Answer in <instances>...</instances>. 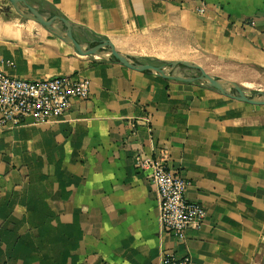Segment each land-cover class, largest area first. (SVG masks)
<instances>
[{
    "label": "crops",
    "instance_id": "0c3cea01",
    "mask_svg": "<svg viewBox=\"0 0 264 264\" xmlns=\"http://www.w3.org/2000/svg\"><path fill=\"white\" fill-rule=\"evenodd\" d=\"M24 1L68 20L82 45L105 38L128 52L145 32L176 43L181 34L188 46L178 52L201 67L223 62L217 77L264 90V0ZM0 71L86 78L90 90L56 120L0 119V264H161L166 253L188 264H264V104L79 55L8 0ZM137 156L164 157L186 198L204 207L184 239L160 228L158 194Z\"/></svg>",
    "mask_w": 264,
    "mask_h": 264
},
{
    "label": "built area",
    "instance_id": "2783aa9c",
    "mask_svg": "<svg viewBox=\"0 0 264 264\" xmlns=\"http://www.w3.org/2000/svg\"><path fill=\"white\" fill-rule=\"evenodd\" d=\"M197 12L203 14V8H198ZM89 94L86 78L58 75L27 80L0 71V119L12 124L27 117L36 123L56 120L69 110L75 99L85 100ZM134 165L144 171L157 191L158 221L163 231L182 240L188 227L202 223L204 207L186 198V181L167 167L164 157L137 156ZM188 263V256L176 257L172 253H166L161 261V264Z\"/></svg>",
    "mask_w": 264,
    "mask_h": 264
},
{
    "label": "water",
    "instance_id": "95a60500",
    "mask_svg": "<svg viewBox=\"0 0 264 264\" xmlns=\"http://www.w3.org/2000/svg\"><path fill=\"white\" fill-rule=\"evenodd\" d=\"M8 2L18 15L37 22L49 32L64 40L68 45H70L73 51L79 55L109 53L107 60L118 63L134 71L144 72L176 81L200 82L215 90L217 93L229 98L250 104H264V90H252L249 95L233 81L217 76L212 77L194 61L171 60L168 61L165 66L155 65L152 63H142L136 60L133 56L118 51L114 45L105 38L90 40L86 43V45H82L72 34L71 24L68 20L55 14L44 16L37 9L27 4L24 0H8ZM56 23H61V31H57L53 27ZM177 67L195 70L197 74L191 77L173 75L172 72ZM226 87H228L227 90L225 89Z\"/></svg>",
    "mask_w": 264,
    "mask_h": 264
},
{
    "label": "rangeland",
    "instance_id": "374dc122",
    "mask_svg": "<svg viewBox=\"0 0 264 264\" xmlns=\"http://www.w3.org/2000/svg\"><path fill=\"white\" fill-rule=\"evenodd\" d=\"M18 15V14H17ZM185 42L183 44H180L181 41ZM177 38L172 35V33H164L163 30H154L150 32H145L143 34L138 35L137 37H134L132 41V48L128 52H123L124 54L133 56L136 60L142 63H152L155 65L165 66L168 61L171 60H187V61H193L192 60V52H180L177 51V47H185L188 46L187 44V38L182 36L180 34V41L179 43H176ZM180 57V59H177ZM198 62H201L202 64H205V67H202L206 73L211 75L212 77L218 76L217 73H224L225 69L223 66V62L216 61L212 63V67L209 68V60H200ZM180 71H182L183 76L188 74V77H191L193 75H196L197 72L192 69H186V68H178ZM211 69V71H210ZM232 71V69H229ZM260 80V84H264V73H261L260 76H258ZM242 89L245 90L247 94H251L252 86L256 87L255 84L250 85V87L242 86L238 84ZM257 85V84H256ZM260 86V85H259ZM262 86V85H261ZM258 87V86H257ZM262 90V87H259Z\"/></svg>",
    "mask_w": 264,
    "mask_h": 264
},
{
    "label": "bare ground",
    "instance_id": "6f19581e",
    "mask_svg": "<svg viewBox=\"0 0 264 264\" xmlns=\"http://www.w3.org/2000/svg\"><path fill=\"white\" fill-rule=\"evenodd\" d=\"M53 27L57 30V31H61V23H56V24H54L53 25ZM83 56V55H82ZM81 57V56H80ZM94 57H96V58H104V59H107L108 57H109V53H100V54H97V55H94ZM173 75H177V76H183V73H182V71H180L179 69H178V67L177 68H175L174 70H173ZM185 76H188V74H186ZM243 81V80H242ZM248 83H249V81H247ZM241 83H243V82H241ZM246 83V82H245ZM242 85H244V84H242ZM244 86H246V87H250V84H245ZM254 86V85H253ZM226 90L228 89V87H226L225 88ZM258 89H259V87H258ZM260 263V262H259Z\"/></svg>",
    "mask_w": 264,
    "mask_h": 264
}]
</instances>
